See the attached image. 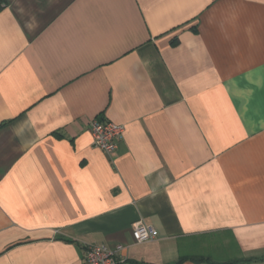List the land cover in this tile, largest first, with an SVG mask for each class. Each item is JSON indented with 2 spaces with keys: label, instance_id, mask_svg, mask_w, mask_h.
<instances>
[{
  "label": "crops",
  "instance_id": "0c3cea01",
  "mask_svg": "<svg viewBox=\"0 0 264 264\" xmlns=\"http://www.w3.org/2000/svg\"><path fill=\"white\" fill-rule=\"evenodd\" d=\"M87 244L264 264V0H0V264Z\"/></svg>",
  "mask_w": 264,
  "mask_h": 264
},
{
  "label": "built area",
  "instance_id": "2783aa9c",
  "mask_svg": "<svg viewBox=\"0 0 264 264\" xmlns=\"http://www.w3.org/2000/svg\"><path fill=\"white\" fill-rule=\"evenodd\" d=\"M87 129L91 136L92 145L110 156L116 149L123 134V126L109 119L100 117L91 118ZM132 234L136 242H145L153 239L157 231L142 220L132 223ZM116 249L103 244H87L83 250L85 264H114Z\"/></svg>",
  "mask_w": 264,
  "mask_h": 264
},
{
  "label": "trees",
  "instance_id": "16d2710c",
  "mask_svg": "<svg viewBox=\"0 0 264 264\" xmlns=\"http://www.w3.org/2000/svg\"><path fill=\"white\" fill-rule=\"evenodd\" d=\"M183 259H184L183 257H180L174 264H180V262ZM249 260H250V258H245V259H242V260H235V261H232V262H228L227 264H241V263H246Z\"/></svg>",
  "mask_w": 264,
  "mask_h": 264
}]
</instances>
